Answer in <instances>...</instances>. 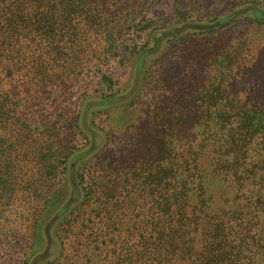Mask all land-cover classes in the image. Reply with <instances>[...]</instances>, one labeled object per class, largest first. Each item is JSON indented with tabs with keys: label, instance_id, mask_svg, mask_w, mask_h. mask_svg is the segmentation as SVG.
Returning a JSON list of instances; mask_svg holds the SVG:
<instances>
[{
	"label": "trees",
	"instance_id": "obj_1",
	"mask_svg": "<svg viewBox=\"0 0 264 264\" xmlns=\"http://www.w3.org/2000/svg\"><path fill=\"white\" fill-rule=\"evenodd\" d=\"M263 28L264 0H0L17 263L264 264ZM121 58L139 116L96 144L80 110L122 105Z\"/></svg>",
	"mask_w": 264,
	"mask_h": 264
},
{
	"label": "rangeland",
	"instance_id": "obj_2",
	"mask_svg": "<svg viewBox=\"0 0 264 264\" xmlns=\"http://www.w3.org/2000/svg\"><path fill=\"white\" fill-rule=\"evenodd\" d=\"M246 29L247 26L234 27L232 29V31H234V35L232 36L236 37L237 32H245ZM160 34V31L153 32V34L151 35L152 37L150 36V43L152 42V38H157ZM249 38L254 43L262 45L264 43V28L256 34L250 35ZM254 52L255 46L252 45L251 53L255 55ZM122 55V57H126V53H123ZM121 59H123V62L115 63V65L117 66L115 70V76L123 80V83L126 86L125 91L122 93L123 98L126 97L122 105H98L92 110H89L86 107H93L95 105L93 103L88 104L87 102L83 104L80 110L81 114L85 115L84 123L86 125H90V127L92 128V130H89V133L93 134L94 137H96V144L102 143L107 134L108 129L111 128L113 130H118L116 131V133H122L124 131V128L133 123L134 120H136L139 116V106L135 108L133 106H128L129 95H131L130 93L137 94L139 92L137 91L139 87H137L133 83V81L129 79V74H127L125 71L126 60H124V58ZM81 84L83 85V82H81ZM1 219H4L3 225H5L2 229L9 228V226L17 227V224H19V229L20 225H23L24 222V220L20 219L15 215L1 217ZM23 228L21 229L23 230ZM10 230L11 233L5 235L0 233V264H18L17 261L22 255L21 251L25 248V241L20 245L13 241V235L15 234V231L13 230V228H10ZM5 231H8V229H6Z\"/></svg>",
	"mask_w": 264,
	"mask_h": 264
}]
</instances>
